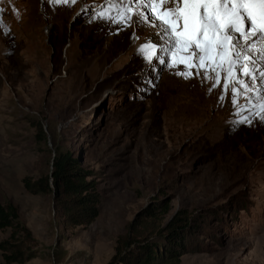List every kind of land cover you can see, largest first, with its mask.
Here are the masks:
<instances>
[{"label": "rangeland", "instance_id": "1", "mask_svg": "<svg viewBox=\"0 0 264 264\" xmlns=\"http://www.w3.org/2000/svg\"><path fill=\"white\" fill-rule=\"evenodd\" d=\"M103 4L0 0V202L38 242L21 264H106L135 217L154 231L180 211L181 264H264V142L252 122L230 121L220 87L176 75L183 65L145 61L138 49L162 43L158 29L97 18ZM56 146L96 179L99 214L86 226H66L51 193L22 185L49 173Z\"/></svg>", "mask_w": 264, "mask_h": 264}, {"label": "snow or ice", "instance_id": "2", "mask_svg": "<svg viewBox=\"0 0 264 264\" xmlns=\"http://www.w3.org/2000/svg\"><path fill=\"white\" fill-rule=\"evenodd\" d=\"M95 16L125 26L137 19L151 23L162 43L140 46L145 61L158 59L170 69L183 65L176 75L211 82L209 92L222 86L220 100L230 90L238 123L252 122L243 113L255 94L259 111L250 114L264 121V0H104Z\"/></svg>", "mask_w": 264, "mask_h": 264}, {"label": "trees", "instance_id": "3", "mask_svg": "<svg viewBox=\"0 0 264 264\" xmlns=\"http://www.w3.org/2000/svg\"><path fill=\"white\" fill-rule=\"evenodd\" d=\"M34 126L38 138L45 140L43 124L35 122ZM21 181L30 194L51 193L66 226H86L99 214L101 194L96 179L68 150L56 146L49 173L36 178L27 175ZM148 225L144 219L135 217L126 226L127 231L118 235L115 253L106 264H181L185 248L180 236L188 227L181 211L164 228L153 231ZM6 228H10V234L0 241L4 263L21 264L38 256L37 240L20 221L18 209L10 201L0 202V229Z\"/></svg>", "mask_w": 264, "mask_h": 264}, {"label": "bare ground", "instance_id": "4", "mask_svg": "<svg viewBox=\"0 0 264 264\" xmlns=\"http://www.w3.org/2000/svg\"><path fill=\"white\" fill-rule=\"evenodd\" d=\"M151 6V5H150ZM148 25H149V23H148ZM150 26V25H149ZM183 70V69H182ZM219 70V69H218ZM223 72L221 73V75L223 76ZM188 88V93L190 94V92H191V88H192V85H190L189 87H187ZM220 90V95H221V92H222V86L219 88ZM192 93V92H191ZM208 94H210V93H208ZM214 94V93H213ZM208 98H210V97H208ZM253 98H255V97H253ZM195 109H197V104L199 103V94H197V95H195ZM223 101L225 102V104H226V109L227 110H225V111H227L228 112V116H229V120L231 121L232 119H240V116H238L237 115V113H236V109H235V107L232 105V103H231V93H230V90H229V92L228 93H226L225 94V98L223 99ZM245 102H241V104H244ZM259 103V102H258ZM254 104V103H253ZM248 106H249V104L247 105V108H248ZM188 108V107H187ZM250 110V111H249ZM259 111V109L258 108H256V107H252V108H249L248 110H246L244 113H243V115L244 116H249V114L250 113H252V112H254V111ZM193 111V110H192ZM198 112V111H197ZM195 115H196V113H195ZM200 117V116H199ZM249 119L252 121V125H251V129H252V131L254 132V133H252L253 134V136H255V142L257 143L258 141H262V142H264V121H261L260 119H259V117L258 116H254V117H252V116H249Z\"/></svg>", "mask_w": 264, "mask_h": 264}]
</instances>
